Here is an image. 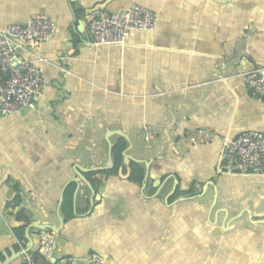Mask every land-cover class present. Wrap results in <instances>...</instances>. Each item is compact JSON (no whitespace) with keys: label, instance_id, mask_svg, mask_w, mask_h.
<instances>
[{"label":"crops","instance_id":"1","mask_svg":"<svg viewBox=\"0 0 264 264\" xmlns=\"http://www.w3.org/2000/svg\"><path fill=\"white\" fill-rule=\"evenodd\" d=\"M131 3L157 12L155 28L92 45L90 12ZM36 13L56 31L33 49L49 60L42 94L0 113V262L264 264V175L215 171L225 140L264 131V99L238 75L264 67V0H0V29ZM117 132L130 158L107 175ZM43 223L57 228L48 261L30 227Z\"/></svg>","mask_w":264,"mask_h":264},{"label":"built area","instance_id":"2","mask_svg":"<svg viewBox=\"0 0 264 264\" xmlns=\"http://www.w3.org/2000/svg\"><path fill=\"white\" fill-rule=\"evenodd\" d=\"M158 20L157 12L138 3H131L122 10L102 9L88 19L90 43L94 46L126 44L132 30L151 31ZM56 31V23L46 14L36 13L25 21L7 24L0 29V113L8 115L32 105L43 92V68L40 63L49 60L33 49L50 40ZM249 90L264 99V67L238 74ZM150 134L144 141L150 143ZM218 174L264 175V131L249 130L234 139L225 140L215 166ZM56 248V236L48 230H40L37 253L47 261ZM85 264H106L99 252L88 253ZM22 264H37L32 254L23 258ZM50 264V263H49ZM67 264H77L68 258Z\"/></svg>","mask_w":264,"mask_h":264},{"label":"trees","instance_id":"3","mask_svg":"<svg viewBox=\"0 0 264 264\" xmlns=\"http://www.w3.org/2000/svg\"><path fill=\"white\" fill-rule=\"evenodd\" d=\"M126 146H127V141L124 137L118 136L115 139V142L111 147V156H112V160H113V167L106 171L107 175L117 174L119 172V170L121 169L122 164H123L122 152L126 148ZM97 173H99V172H97ZM142 174H143V169L140 166V164L131 163L129 178L131 180H137V179L141 178ZM92 175L93 174H91V173L87 174V176L89 177L91 182L96 186V184L100 183V181H95V180L91 179ZM74 189H75L74 184L68 185L66 190H65V193H64L62 206H61V210H62L61 212L63 213L65 219H69V218L73 217V193H74Z\"/></svg>","mask_w":264,"mask_h":264},{"label":"water","instance_id":"4","mask_svg":"<svg viewBox=\"0 0 264 264\" xmlns=\"http://www.w3.org/2000/svg\"><path fill=\"white\" fill-rule=\"evenodd\" d=\"M102 9H105V4H99L98 6H96V7L90 12L89 17H90L92 14H94V13H96L97 11L102 10ZM117 133H118L119 135L125 137V139H126L127 141H129L128 137H127L125 134H122V133H119V132H117ZM108 135L110 136V134H108ZM108 135H107V137H108ZM107 140H108V139H107ZM108 145H109V158H110V149H111V143H110V141H108ZM129 158H130V156L127 154V148H125V149L123 150V160H124V163H127L128 160H129ZM109 163H110V166H112V162L109 161ZM76 169H77V172H79V174H78L79 179H81L83 182H85L87 185H89V183H87V181H86V180L81 176V174H80V172L82 171L81 167L77 166ZM72 180H73L77 185L79 184V182H78L77 179H72ZM89 186H90V185H89ZM60 200H62V195L60 196ZM59 221L62 223L60 217H59ZM30 227H34V228H36V229H38V230H50V231H53V232H56V231H57V228H56V227H54L53 225H50V224H45V223H43V224H34V225L30 226ZM28 238H29V236H28ZM26 252H27V251H25L24 253H26ZM0 264H3V262H0Z\"/></svg>","mask_w":264,"mask_h":264}]
</instances>
